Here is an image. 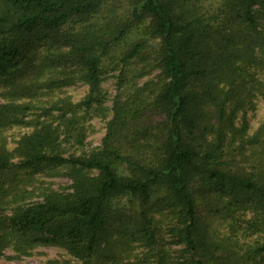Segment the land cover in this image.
Instances as JSON below:
<instances>
[{"label":"trees","instance_id":"trees-1","mask_svg":"<svg viewBox=\"0 0 264 264\" xmlns=\"http://www.w3.org/2000/svg\"><path fill=\"white\" fill-rule=\"evenodd\" d=\"M0 95V259L264 264V0H0Z\"/></svg>","mask_w":264,"mask_h":264},{"label":"rangeland","instance_id":"rangeland-1","mask_svg":"<svg viewBox=\"0 0 264 264\" xmlns=\"http://www.w3.org/2000/svg\"><path fill=\"white\" fill-rule=\"evenodd\" d=\"M152 75L148 77H152ZM148 77H145L141 81L143 82ZM103 87L108 94L107 104L110 106L112 104V98L116 94V84L113 78L107 79L103 83ZM88 86L83 82H76L70 84L64 88L63 93L70 96L74 102H79L87 94ZM4 102L3 97L0 95V103ZM250 117V133H253L255 129L259 126L260 122L264 118V101L259 100L257 108L254 111L249 112ZM88 124L91 126V132L88 134V137L85 141L83 148L78 150L80 153L83 150H90L95 147H98L102 143V138L106 132V120L101 119L97 116L91 118L88 121ZM27 128H11L6 131L8 136L9 146L13 148L15 146L14 140L18 136L25 132ZM76 148H72L73 151ZM53 185L56 188L63 186H69L71 180L67 176L58 175V176H40L36 181L34 187L37 188V193L33 196L32 200H42L43 197L40 195L42 188ZM140 250V249H139ZM14 251L12 248H7L4 252V256L0 259V264H46L51 259H56L60 261V264H78V260L72 257L67 250L58 247V246H47L40 245L34 249L32 255L23 256L21 258H12L14 256Z\"/></svg>","mask_w":264,"mask_h":264}]
</instances>
